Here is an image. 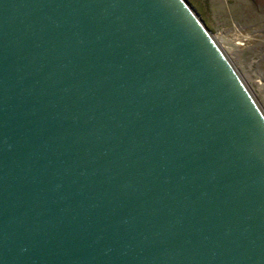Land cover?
Listing matches in <instances>:
<instances>
[{
  "label": "water",
  "instance_id": "water-1",
  "mask_svg": "<svg viewBox=\"0 0 264 264\" xmlns=\"http://www.w3.org/2000/svg\"><path fill=\"white\" fill-rule=\"evenodd\" d=\"M189 5L0 0V264H264V112Z\"/></svg>",
  "mask_w": 264,
  "mask_h": 264
},
{
  "label": "rangeland",
  "instance_id": "rangeland-1",
  "mask_svg": "<svg viewBox=\"0 0 264 264\" xmlns=\"http://www.w3.org/2000/svg\"><path fill=\"white\" fill-rule=\"evenodd\" d=\"M264 112V0H186Z\"/></svg>",
  "mask_w": 264,
  "mask_h": 264
},
{
  "label": "bare ground",
  "instance_id": "bare-ground-1",
  "mask_svg": "<svg viewBox=\"0 0 264 264\" xmlns=\"http://www.w3.org/2000/svg\"><path fill=\"white\" fill-rule=\"evenodd\" d=\"M189 6H190V5H189ZM190 7H191V6H190ZM191 8H192V7H191ZM192 10H193V9H192ZM214 39H215V38H214ZM215 40H216V39H215ZM216 42H217V40H216ZM217 43H218V42H217ZM219 43H220V42H219ZM219 43H218V44H219ZM219 46H220V47H221V49H222V46H221L220 44H219Z\"/></svg>",
  "mask_w": 264,
  "mask_h": 264
}]
</instances>
